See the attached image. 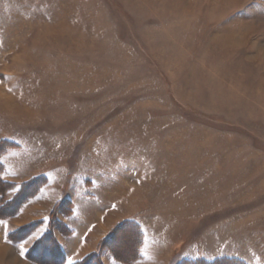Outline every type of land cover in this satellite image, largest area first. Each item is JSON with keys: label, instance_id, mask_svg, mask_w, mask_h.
<instances>
[{"label": "rangeland", "instance_id": "1", "mask_svg": "<svg viewBox=\"0 0 264 264\" xmlns=\"http://www.w3.org/2000/svg\"><path fill=\"white\" fill-rule=\"evenodd\" d=\"M81 192L158 222L169 264H264V0H0V220L24 263ZM127 222L80 262L136 260Z\"/></svg>", "mask_w": 264, "mask_h": 264}, {"label": "crops", "instance_id": "2", "mask_svg": "<svg viewBox=\"0 0 264 264\" xmlns=\"http://www.w3.org/2000/svg\"><path fill=\"white\" fill-rule=\"evenodd\" d=\"M83 193L73 197V207L70 213L61 218L65 224L64 227L62 226L63 230L56 229L54 232L58 246L64 255L63 264L78 263L88 253L98 250L100 240L105 238L111 228L122 219L128 220L137 228L139 227L142 234L140 254L134 261L122 260L114 257L110 250L103 249L100 253L101 264H169L172 259L173 239L158 222H147L146 219L134 215L125 216L119 212L115 205L102 206L98 196ZM38 201L36 200L30 205H33L32 209L35 207L38 210L37 214L39 215L42 213L40 211L48 209V204ZM25 211L26 209L13 216L12 220L16 219V223L27 222L32 215L23 214ZM42 214L46 215L47 212ZM45 215L40 217H45ZM11 224H14L11 223V218L8 221L0 220V261L4 262L5 260V255L2 256V252L12 249L13 259L18 258V262L15 264H33L28 260L27 263H24L26 261L25 256L19 244H14L6 239L7 234L12 231ZM126 229L127 227L123 230ZM37 234L36 237L32 238L29 245L39 239L43 232ZM11 264H14V261Z\"/></svg>", "mask_w": 264, "mask_h": 264}, {"label": "trees", "instance_id": "3", "mask_svg": "<svg viewBox=\"0 0 264 264\" xmlns=\"http://www.w3.org/2000/svg\"><path fill=\"white\" fill-rule=\"evenodd\" d=\"M22 200H23V196L20 199H17L16 201H17V203H21V204L23 203V201L24 202L26 201V200H23V201ZM16 210H17V208H16ZM123 226H124V228L127 227V229H129L131 231L132 235L135 234V236H133L134 238H138L139 239L140 234L138 233L137 228H136V226L134 224H132L130 222L129 223L127 222ZM46 238H49V237L46 236L43 239H39V241L35 244V246L32 249V253H31V254L34 255V257L32 256L31 260L34 261L33 258H35L38 261V262H36L37 264H63L64 263V255L61 252L60 248L58 247V245L56 244V242L53 239H50L48 241L50 243H48V244L43 243L45 240L47 241ZM50 244H53L57 248V252L55 251V255H53L51 250H49L47 248ZM130 244L131 243L129 241H127L125 243V246L128 247V246H130ZM111 249H113V254L118 259L128 260V258H131L129 256L128 257L123 256L126 253L119 254L120 253L118 251L119 248L118 247L116 248V246L111 247ZM131 255H132V258L136 257L135 256L136 254H134V253H131ZM193 263H196V262H192V264ZM75 264H101V262H100V254L97 252V253L91 255V257H89V258H87V259H85V260H83L81 262L75 263ZM184 264H186V263H184ZM200 264H203V263L200 262Z\"/></svg>", "mask_w": 264, "mask_h": 264}]
</instances>
